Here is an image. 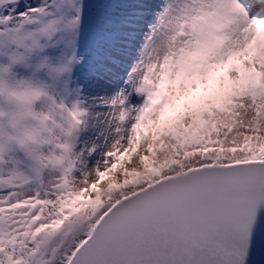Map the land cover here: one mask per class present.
<instances>
[{
    "label": "snow or ice",
    "instance_id": "obj_1",
    "mask_svg": "<svg viewBox=\"0 0 264 264\" xmlns=\"http://www.w3.org/2000/svg\"><path fill=\"white\" fill-rule=\"evenodd\" d=\"M0 264H264V0H0Z\"/></svg>",
    "mask_w": 264,
    "mask_h": 264
}]
</instances>
